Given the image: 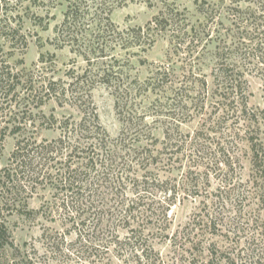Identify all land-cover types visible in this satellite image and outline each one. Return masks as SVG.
Returning <instances> with one entry per match:
<instances>
[{"label":"rangeland","instance_id":"rangeland-1","mask_svg":"<svg viewBox=\"0 0 264 264\" xmlns=\"http://www.w3.org/2000/svg\"><path fill=\"white\" fill-rule=\"evenodd\" d=\"M263 1L71 0L73 37L67 33L69 0H7L15 14L8 15L11 25L25 39L12 44L0 37V63L14 77L0 90V182H6L1 177L18 140L57 139L63 120L79 121L86 112L98 117L111 140L127 146L114 158L126 162L121 172L107 175L96 167L100 176L114 175L115 184L99 181L87 195L172 204L152 217L156 227L146 234L145 252L110 244L127 236L115 222L97 234L109 248L80 259L62 240L74 241L75 229L47 207L62 198L53 184L63 166L54 164L81 165L88 156H49L43 160L48 178L20 194L16 208L3 210L10 245L0 251V264H18L20 257L33 264H206L213 254L231 255V264H264V205L253 187L262 181L246 133L250 128L264 140V56L253 55L255 44L262 41L264 48ZM167 7L193 44L188 38L177 46L168 28L153 26ZM222 65L240 72L243 92L236 99L221 101L216 92L213 73ZM68 88L77 93L64 95ZM135 121L141 134L132 129ZM139 147H146L147 158L130 152ZM116 174L140 180L149 174L155 184L166 183L142 191L129 180L117 182ZM221 182L232 183L219 190ZM238 183L240 195L224 193ZM49 240L63 246L57 259Z\"/></svg>","mask_w":264,"mask_h":264},{"label":"trees","instance_id":"trees-1","mask_svg":"<svg viewBox=\"0 0 264 264\" xmlns=\"http://www.w3.org/2000/svg\"><path fill=\"white\" fill-rule=\"evenodd\" d=\"M69 1L71 2V0ZM263 3L264 1L262 4ZM72 5L73 3L71 2L66 14V22H68V20L70 21V26L67 27V33L68 31L71 32L72 28H75L72 26V19H74V12H72L74 9ZM6 6L7 0H0V11H2V16L6 15L7 17L5 22L2 20L0 14V37L4 40L7 39L6 41L12 44L21 43L25 39V36L22 34L21 29L17 27V24H15V26L11 25V16L8 15L15 14L13 10H9ZM168 9V7L165 8V10L163 9L162 14L156 17L153 26L158 29H164L166 32L169 30V32L172 33L171 40L177 46L185 45L186 39L188 38L193 40L191 42V44H193L195 40L193 37H190V32L183 30L184 27L182 28L181 24L175 19L172 10L170 11ZM71 34L73 37L76 35L78 36V32L76 31L69 33V35ZM262 44V41L255 44L256 49H254L255 53L253 55H256L258 58L260 55L264 56ZM239 49L240 47H238L237 50ZM0 65V90L3 92L7 87L5 83H8L9 80L11 81V78L14 80V77H10V73L8 75L5 74L6 67L2 66L1 63ZM5 75H7V78L3 79L6 77ZM157 75L159 77L161 73H157ZM213 75V82L217 88L216 92L219 93L221 101L229 100L232 96H235L236 99L238 93L243 92L240 72H234L233 69L224 68L222 65L214 70ZM77 83H80L78 79ZM50 87L51 83L47 86L48 92L50 91ZM70 90L72 94L77 93L76 88H68L63 90V94L69 93ZM84 113L85 115L79 121L76 119L63 120L59 126L61 134L57 139L51 141L45 140V143H38L28 138L17 141L16 148L10 159V165L3 170L5 175L1 177V179L3 178L6 182H0V251L5 250V247L10 245V233L6 221L3 218V210L6 207L16 208L19 200L18 196H20V194L26 193L29 190L32 192L37 187L36 183H39V181L44 182L48 178L49 172L47 175V170L45 172V168L49 163H43V160H48L49 156L56 157L58 155H64V152H70L71 156H77L78 159L84 157V155L88 157L85 159L86 162L81 163V165L80 162L76 161L74 166H66V164L62 162H56L54 164L53 168H56L58 164L61 165V167L63 166L62 168H56V178H59V180L53 184V187L57 190V194H62V198L55 202L54 207L53 205L47 207V210L50 211L52 215L55 212L61 220H64L63 222L71 223L72 228L75 229L77 238L74 241L68 242L62 239L66 251L68 253L78 254V258L80 259H83L82 257H84L85 260L90 259L95 256L93 255L94 251L99 252L101 247L104 249L109 248V246H107L109 244L106 246L102 244L103 242L99 239L97 234L104 231L108 225L118 222L120 226H122V230L126 231L127 236L124 239L125 241H111L110 244L118 245L117 247H119L120 250H123L125 245H130L135 251L141 250L145 252L144 247L147 245L145 241L147 238L146 234H149L152 229L156 227L155 224L152 226V217L156 215V212L161 210L162 214H165L167 209L164 208V204L168 205L172 203L169 200H165L163 204L157 200L156 202L150 197L134 200L123 199L120 202L112 203V200H93L90 195H87L92 192L93 185H97L99 181H113L115 184L114 175L113 177L111 175V178H107L104 175L100 176L96 167L100 166V168H103V170L108 172L107 175L113 174L116 170H120L119 172H121L126 162L124 163L114 158L118 156L120 152L126 151L125 149H127V146L122 145V142L118 143L111 140L107 132L101 127L96 115H89L88 117L86 112ZM241 121L242 119L240 117L238 122ZM252 122L253 121H250L249 123L252 125ZM140 125L138 121L133 122L132 129L136 131L135 133L139 132ZM246 133L249 135L248 141L253 151V166L262 181L261 184H256L253 187L256 188L255 191L259 193V199H261L264 205V140L260 141L258 138L254 137L250 128L246 130ZM139 134L141 133L139 132ZM170 146L172 147V145ZM145 150L146 147H139L138 149L134 148L130 150V152L133 151L135 155L139 154L147 158L149 154H147ZM100 154L109 156V159L101 161L98 159L95 160L94 157H92V155L99 156ZM51 160L55 161L56 158H52ZM94 172H97L98 175H93ZM123 175L116 174V181L129 180V183H132L133 187L141 188L142 191H147L149 188L158 189L160 183H166L157 182V184H155L152 182L153 179L150 178L149 174L142 175L141 180L136 177L128 178V176L123 179ZM231 183L232 182H221L219 190H227ZM242 186L241 183L235 184L230 187L228 192L225 191L224 193H228L230 196L234 191V194L238 192V195H240ZM244 194H253V192L251 193L245 190ZM43 209L44 207L41 208V210ZM41 210L37 212L40 213ZM126 242L130 243L127 244ZM47 249L55 256V259H57L59 252H63V246L59 245V242L55 240L48 241ZM87 253H90L88 254L89 256L86 255ZM210 257V260H208L206 264H231L232 261L231 255L225 257L213 254ZM141 258L144 257L141 256ZM18 264H33V262L27 257H20Z\"/></svg>","mask_w":264,"mask_h":264}]
</instances>
